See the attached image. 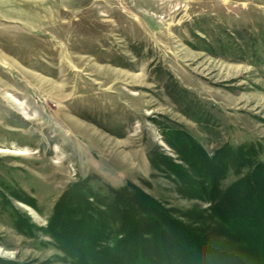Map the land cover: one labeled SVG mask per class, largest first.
Instances as JSON below:
<instances>
[{"label":"rangeland","instance_id":"rangeland-1","mask_svg":"<svg viewBox=\"0 0 264 264\" xmlns=\"http://www.w3.org/2000/svg\"><path fill=\"white\" fill-rule=\"evenodd\" d=\"M172 129L264 162V0H0V258L73 264L41 228L86 179L208 210L151 163Z\"/></svg>","mask_w":264,"mask_h":264},{"label":"trees","instance_id":"trees-1","mask_svg":"<svg viewBox=\"0 0 264 264\" xmlns=\"http://www.w3.org/2000/svg\"><path fill=\"white\" fill-rule=\"evenodd\" d=\"M165 135L182 163L157 155L152 165L167 166L178 192L211 203L208 210L180 213L131 182L101 195L86 179L64 191L41 231L73 264H264V162L254 145L210 155L181 129ZM229 170L238 179L223 189ZM16 227L35 226L19 219Z\"/></svg>","mask_w":264,"mask_h":264},{"label":"bare ground","instance_id":"bare-ground-1","mask_svg":"<svg viewBox=\"0 0 264 264\" xmlns=\"http://www.w3.org/2000/svg\"><path fill=\"white\" fill-rule=\"evenodd\" d=\"M11 98L13 97V96H10ZM13 100H15V98H12ZM16 101V100H15ZM17 103H18V101H17Z\"/></svg>","mask_w":264,"mask_h":264}]
</instances>
